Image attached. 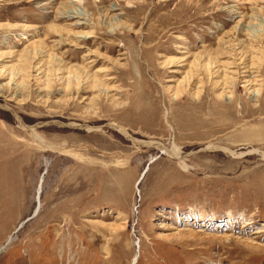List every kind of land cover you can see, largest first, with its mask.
<instances>
[{"label":"rangeland","instance_id":"1","mask_svg":"<svg viewBox=\"0 0 264 264\" xmlns=\"http://www.w3.org/2000/svg\"><path fill=\"white\" fill-rule=\"evenodd\" d=\"M0 264H264V0H0Z\"/></svg>","mask_w":264,"mask_h":264},{"label":"bare ground","instance_id":"2","mask_svg":"<svg viewBox=\"0 0 264 264\" xmlns=\"http://www.w3.org/2000/svg\"><path fill=\"white\" fill-rule=\"evenodd\" d=\"M77 12L75 14L79 15V16H75L74 18H78L81 19L82 16H84L81 12L74 10V12ZM74 14V15H75ZM210 64V63H209ZM257 93H259V91H257ZM52 125V124H51ZM57 125V124H56ZM79 126V125H78ZM37 127L39 126H34V127H30V131L32 132V136L34 137V139L41 145L47 146L49 148H54V146L49 145L38 133H37ZM81 128H86L87 130H92L91 127L87 126H79ZM109 127L112 128L113 130H116L117 132L121 133L122 135H124L125 137L132 139L131 141H133V143H135V145H139V146H151L152 148H155L157 150L163 151V153L168 154L169 156L175 158L176 160H182V154L179 150V148L177 146H173L172 148H167L166 146H162L159 143H155V142H143V141H138L133 139L132 137H130V134L128 133V131L119 126L118 124L112 123L109 124ZM230 151V150H228Z\"/></svg>","mask_w":264,"mask_h":264}]
</instances>
